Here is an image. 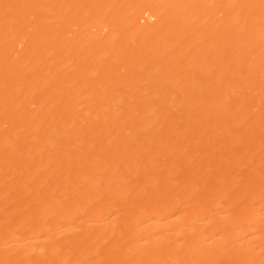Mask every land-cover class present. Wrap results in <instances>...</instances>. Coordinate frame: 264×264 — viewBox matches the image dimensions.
<instances>
[{
    "label": "bare ground",
    "instance_id": "6f19581e",
    "mask_svg": "<svg viewBox=\"0 0 264 264\" xmlns=\"http://www.w3.org/2000/svg\"><path fill=\"white\" fill-rule=\"evenodd\" d=\"M0 264H264V0H0Z\"/></svg>",
    "mask_w": 264,
    "mask_h": 264
}]
</instances>
